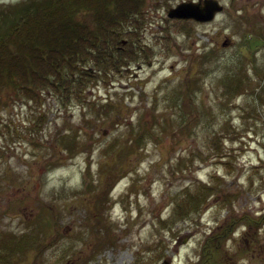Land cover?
Masks as SVG:
<instances>
[{"label": "rangeland", "instance_id": "obj_1", "mask_svg": "<svg viewBox=\"0 0 264 264\" xmlns=\"http://www.w3.org/2000/svg\"><path fill=\"white\" fill-rule=\"evenodd\" d=\"M179 1L38 9L35 33L81 38L0 85V264H264V0L207 21Z\"/></svg>", "mask_w": 264, "mask_h": 264}, {"label": "trees", "instance_id": "obj_2", "mask_svg": "<svg viewBox=\"0 0 264 264\" xmlns=\"http://www.w3.org/2000/svg\"><path fill=\"white\" fill-rule=\"evenodd\" d=\"M40 3H35L33 0H26L25 2L21 3H14L13 7L15 10H17L16 14L14 13L15 18L13 19L12 23L10 24L9 28H3L1 39L4 40V36L6 35L9 37V41L6 42H0V51L1 50H10L12 53H0V85L8 87L12 86L13 84L15 87H19V80H20V73L18 78L16 79V73L10 71V64L11 62H16V58L18 57L20 59V62L22 63V70L26 72L28 75L30 74H37L33 77L35 79L41 72H39V67H36V64L33 63L34 59L38 60V57L44 58L45 51L48 49V52L57 51V45L60 44H66L67 43V52L75 54V51H71V48L75 46H70L71 39L72 41H75V38H81V36H69L68 26H57V28L51 27L47 28V32H50L53 34L52 37H46L48 35H42L40 36L38 33H35L34 30L30 29L29 27L35 26V21H33L34 16H36L39 13L40 8H50L51 6L59 7L63 5V3L58 2V0H39ZM37 4V5H36ZM12 6H9L8 10H10ZM39 9V10H38ZM58 11L52 12L51 15H56ZM112 11H108V13H111ZM1 19L4 21L3 16L1 15ZM57 19H53L51 21H55ZM33 21V22H32ZM32 22V23H31ZM94 22V21H93ZM29 23V24H28ZM31 23V24H30ZM94 27H92L93 31L97 32L98 23L94 22ZM28 25V26H27ZM26 30L24 34H27L23 41L24 43L23 48H19L18 42L16 40L11 41L10 38L15 37V35L10 36V32L13 31L14 34H18L19 31L22 30V28ZM24 26V27H23ZM27 26V27H26ZM102 25L100 24L99 27ZM84 27H83V40L89 41L92 44L96 43L98 39H100V35L94 33L93 31L86 29V33H84ZM110 30L109 28H103V32H107ZM7 33V34H6ZM18 39V38H17ZM10 42V43H9ZM16 44L18 48L11 49V46ZM2 48V49H1ZM25 48V49H24ZM47 54L46 57L50 58L51 55ZM62 55L60 51H58V54L54 55L52 58V63L56 62L57 59ZM69 66L72 67V64L69 62L67 63ZM83 69V68H82ZM89 70V69H88ZM56 73L59 74L61 77L62 74H66V72H61L56 68L54 70ZM53 71V72H54ZM72 75L69 79L74 77L73 71L71 72ZM25 74V73H24ZM68 81V80H67Z\"/></svg>", "mask_w": 264, "mask_h": 264}, {"label": "water", "instance_id": "obj_3", "mask_svg": "<svg viewBox=\"0 0 264 264\" xmlns=\"http://www.w3.org/2000/svg\"><path fill=\"white\" fill-rule=\"evenodd\" d=\"M222 8L223 5L219 0H181L168 8L167 15L170 17L207 21L212 19ZM161 264H168V261L165 260Z\"/></svg>", "mask_w": 264, "mask_h": 264}, {"label": "flooded vegetation", "instance_id": "obj_4", "mask_svg": "<svg viewBox=\"0 0 264 264\" xmlns=\"http://www.w3.org/2000/svg\"><path fill=\"white\" fill-rule=\"evenodd\" d=\"M1 251L5 252V253H8L7 250H6L5 248H2ZM10 260H11V259H10Z\"/></svg>", "mask_w": 264, "mask_h": 264}]
</instances>
